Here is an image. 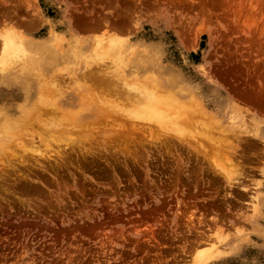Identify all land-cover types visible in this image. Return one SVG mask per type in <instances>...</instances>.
<instances>
[{
  "label": "rangeland",
  "instance_id": "obj_1",
  "mask_svg": "<svg viewBox=\"0 0 264 264\" xmlns=\"http://www.w3.org/2000/svg\"><path fill=\"white\" fill-rule=\"evenodd\" d=\"M0 264H264V0H0Z\"/></svg>",
  "mask_w": 264,
  "mask_h": 264
},
{
  "label": "bare ground",
  "instance_id": "obj_2",
  "mask_svg": "<svg viewBox=\"0 0 264 264\" xmlns=\"http://www.w3.org/2000/svg\"><path fill=\"white\" fill-rule=\"evenodd\" d=\"M15 47H16V44L12 41V40H4L3 41V49H4V51L6 52H3L2 51V53H4L5 55L7 54V59H8V61L9 62H13V61H15V60H18L19 59V56H22V51L21 52H18V54L16 53V52H14V49H15ZM16 48H18V47H16ZM16 50V49H15ZM24 51V50H23ZM19 55V56H18ZM28 72V71H27ZM96 73V72H95ZM95 73H93V74H95ZM133 73V72H132ZM24 74H27V75H29L28 73H24ZM92 74V75H93ZM101 75H102V73H100ZM90 76L91 75H89V78H90ZM86 77H87V75H86ZM86 77H85V79H86ZM97 78H99V77H97ZM99 80H100V82L102 83V84H104V86L107 84H112L113 85V83L111 82L112 80H114L113 79V77H111L110 78V76L108 77V78H99ZM60 81V80H59ZM51 82V81H50ZM56 84V83H55ZM53 82L52 83H49V82H45L44 83V85H45V87H46V85H47V88H48V85L49 86H53V85H55ZM58 84V83H57ZM41 85V84H40ZM57 86V85H56ZM89 86H90V84H89ZM97 86V85H96ZM109 86V85H108ZM108 86H106V88L108 87ZM143 86V85H142ZM54 87V86H53ZM98 87V86H97ZM43 88V87H42ZM93 88V87H92ZM49 89H50V87H49ZM138 89H139V87H138ZM141 89H142V87H141ZM140 90V89H139ZM47 91V90H46ZM90 91V90H89ZM43 92V91H42ZM140 92V91H139ZM149 92H147V94L145 93V92H143V95L141 94V96L143 97L142 98V100L144 99L145 101H142L141 103H142V106L141 107H143V109L144 110H146V112L147 113H150L151 115L153 114L155 117H156V119H158L157 117H160L161 116V112L160 111H158L157 109H155V104H157V102H155V104H154V101H153V99H151L152 98V94L150 95V94H148ZM136 94V93H135ZM151 96V97H150ZM131 97V96H130ZM137 97V96H136ZM147 97V98H146ZM149 97V98H148ZM139 100V99H138ZM37 101V100H36ZM131 103V102H130ZM140 103V104H141ZM159 104V103H158ZM137 105V104H136ZM138 106V105H137ZM162 111V110H161ZM40 113H42V112H40ZM166 114V113H165ZM164 115V114H163ZM167 115V114H166ZM165 115V116H166ZM174 115V114H173ZM172 117V116H171ZM171 117H169V118H171ZM174 117V116H173ZM163 118V117H162ZM161 118V119H162ZM166 118V117H165ZM168 117H167V120L169 119ZM160 119V118H159ZM166 120V119H165ZM50 123V122H49ZM202 123V122H201ZM203 259V258H202ZM197 261H199V260H197Z\"/></svg>",
  "mask_w": 264,
  "mask_h": 264
}]
</instances>
